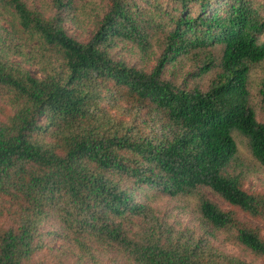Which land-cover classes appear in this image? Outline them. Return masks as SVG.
<instances>
[{
  "label": "trees",
  "instance_id": "trees-1",
  "mask_svg": "<svg viewBox=\"0 0 264 264\" xmlns=\"http://www.w3.org/2000/svg\"><path fill=\"white\" fill-rule=\"evenodd\" d=\"M77 1L46 16L0 0L38 39L26 58L41 74L0 47V264H253L215 249L223 233L264 264V191L231 167L235 134L264 166L248 87L264 0H101L86 41L65 27ZM120 43L157 49L155 64L118 58ZM157 195L195 199L190 234Z\"/></svg>",
  "mask_w": 264,
  "mask_h": 264
},
{
  "label": "rangeland",
  "instance_id": "rangeland-1",
  "mask_svg": "<svg viewBox=\"0 0 264 264\" xmlns=\"http://www.w3.org/2000/svg\"><path fill=\"white\" fill-rule=\"evenodd\" d=\"M29 8L48 16L53 12L51 9L50 0H23ZM101 0H78L74 17L71 21L65 24L66 29L72 36L86 41L95 24L102 16ZM13 41L18 51L8 52V60L23 65L32 75L40 76L39 69L28 62L27 56H32L40 48L38 39L21 29L16 15L8 6H0V47H5ZM118 58L124 59L126 62L135 63L143 68H150L155 64V55L158 54L157 49H153L146 53L142 52L139 47L131 44L120 43L116 49ZM249 99L252 107H254L259 120L264 122V60L251 67L249 74ZM238 143V152L232 162V170L240 171L245 181V187L248 190L264 191V166L260 165L250 154L246 142L238 134H235ZM203 192L218 205L224 206L223 201L208 189H202ZM150 203L162 210L163 213H168L171 217L168 218L172 227L176 232L186 231L188 234L196 227L198 222L197 214L194 212L195 199L189 197L187 200L178 198L166 197L157 195L151 197ZM264 231V229H263ZM63 242L61 243V246ZM60 244H57L59 247ZM215 249L239 257L249 263L259 264V257L246 249L244 246L235 242L228 234H219L213 240ZM102 260L100 253L107 254L109 249L94 245ZM111 252V251H110ZM64 258L66 264H76L74 257L65 252ZM122 259V258H121Z\"/></svg>",
  "mask_w": 264,
  "mask_h": 264
}]
</instances>
